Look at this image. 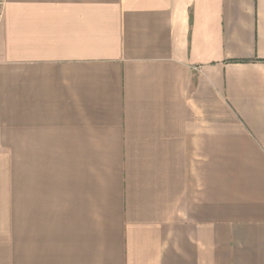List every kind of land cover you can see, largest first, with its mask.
Returning <instances> with one entry per match:
<instances>
[{
	"label": "crops",
	"instance_id": "crops-1",
	"mask_svg": "<svg viewBox=\"0 0 264 264\" xmlns=\"http://www.w3.org/2000/svg\"><path fill=\"white\" fill-rule=\"evenodd\" d=\"M0 147V264H264V0H7Z\"/></svg>",
	"mask_w": 264,
	"mask_h": 264
},
{
	"label": "rangeland",
	"instance_id": "rangeland-1",
	"mask_svg": "<svg viewBox=\"0 0 264 264\" xmlns=\"http://www.w3.org/2000/svg\"><path fill=\"white\" fill-rule=\"evenodd\" d=\"M0 202V219L9 218L8 210L18 219V150L0 147Z\"/></svg>",
	"mask_w": 264,
	"mask_h": 264
},
{
	"label": "built area",
	"instance_id": "built-area-1",
	"mask_svg": "<svg viewBox=\"0 0 264 264\" xmlns=\"http://www.w3.org/2000/svg\"><path fill=\"white\" fill-rule=\"evenodd\" d=\"M6 6L7 0H0V25L5 17Z\"/></svg>",
	"mask_w": 264,
	"mask_h": 264
}]
</instances>
